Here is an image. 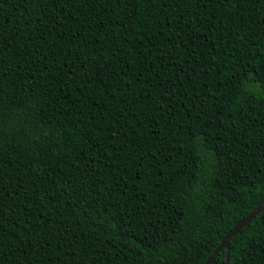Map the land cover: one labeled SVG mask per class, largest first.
I'll return each instance as SVG.
<instances>
[{
  "label": "trees",
  "instance_id": "obj_1",
  "mask_svg": "<svg viewBox=\"0 0 264 264\" xmlns=\"http://www.w3.org/2000/svg\"><path fill=\"white\" fill-rule=\"evenodd\" d=\"M263 198L264 0H0V264H204Z\"/></svg>",
  "mask_w": 264,
  "mask_h": 264
},
{
  "label": "water",
  "instance_id": "obj_2",
  "mask_svg": "<svg viewBox=\"0 0 264 264\" xmlns=\"http://www.w3.org/2000/svg\"><path fill=\"white\" fill-rule=\"evenodd\" d=\"M263 206H264V198L258 204V206L254 210V212L249 213L246 217H244L243 219H241L240 221H238L234 225V227L231 229V231L229 233H227L222 238L219 247L212 253V255H210L208 257V259L204 262V264H213L214 263V257L216 255V253L219 252V251H221V250H223L224 248L228 249L227 248V242H228V240L231 237H233L234 235H236L242 228H244L247 224H249L253 219H255L256 216L261 212ZM227 258H228V253H227V256H226V262H227Z\"/></svg>",
  "mask_w": 264,
  "mask_h": 264
}]
</instances>
